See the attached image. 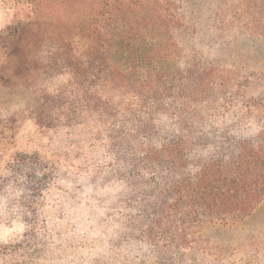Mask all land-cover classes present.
Here are the masks:
<instances>
[{"label":"trees","instance_id":"trees-1","mask_svg":"<svg viewBox=\"0 0 264 264\" xmlns=\"http://www.w3.org/2000/svg\"><path fill=\"white\" fill-rule=\"evenodd\" d=\"M23 1L2 47L53 87L2 117L0 264H264V232L206 234L264 205L250 2Z\"/></svg>","mask_w":264,"mask_h":264},{"label":"rangeland","instance_id":"rangeland-1","mask_svg":"<svg viewBox=\"0 0 264 264\" xmlns=\"http://www.w3.org/2000/svg\"><path fill=\"white\" fill-rule=\"evenodd\" d=\"M243 1L250 2L247 5L252 7L248 11L250 18L264 22V0ZM238 4H241L240 1ZM30 10V4L28 5L23 0H0V131H2V117L26 110L28 105L39 100L42 93L51 91L53 87L48 75L33 69L25 72L19 61L9 56V49L2 47V30L5 28L4 26L12 19L26 18L27 15L32 16ZM251 22L253 21L251 20ZM244 34L236 32L232 35V48L240 47L245 56H248L246 54L248 50L255 52V65L253 67L255 70L264 69V39L252 38L250 35ZM23 125H26V123H23ZM263 223L264 205L254 218L247 219L237 226L231 232L229 239H226L228 233L217 237L211 229L207 230L206 234L215 237L216 240H220L219 242L222 243L236 242V240L238 241L243 237L249 238L252 233L264 232Z\"/></svg>","mask_w":264,"mask_h":264}]
</instances>
